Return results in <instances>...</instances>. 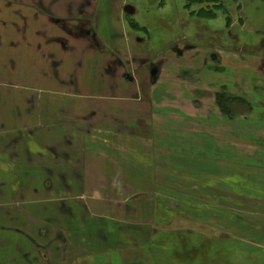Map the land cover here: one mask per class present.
Listing matches in <instances>:
<instances>
[{
	"label": "crops",
	"instance_id": "obj_1",
	"mask_svg": "<svg viewBox=\"0 0 264 264\" xmlns=\"http://www.w3.org/2000/svg\"><path fill=\"white\" fill-rule=\"evenodd\" d=\"M183 7L184 4L180 9L185 11ZM89 10L105 13L106 26L97 23L85 27L78 20L82 23L77 28L84 30L74 36L61 33L58 25L48 28L54 34L58 29L63 44L73 49L70 52L80 54L76 58L81 66L73 67L69 74H78L72 75V80L85 75L91 78L89 85L96 91L88 96L97 100L83 103L80 99L38 100L34 93L31 96V91L32 98L16 99L13 93L16 86L1 85L7 95H4L6 101L0 95V247L11 246L16 252V257L8 261L14 264L78 262L81 250L77 249L79 243L75 239L78 237L81 244L86 242L84 245L92 243L90 236L81 238L84 233L78 234L88 221L119 219L120 228H126L127 217L123 215L127 214L131 198L127 196L128 188L135 189L137 193L132 197L137 199L143 195V188L166 186L170 203L183 206L193 202L212 203L219 207L216 210L220 213L225 210L234 218L238 217L236 207L240 202L259 204L263 205L261 215L256 212L250 217L253 221L264 218V94L256 93L259 87L245 85L241 89L227 74L222 77H230L227 82L231 87L215 78L212 83L216 88L210 89L206 65L208 59L217 60L210 48L202 49L183 36L184 49H168L171 55H166V51L161 56L149 57V51L138 45L135 35L131 36L147 28L143 22L134 27L117 23L113 12L120 9L116 7L102 5L95 12ZM116 17H120L118 12ZM181 21L183 18L174 22L182 25ZM250 26L252 32L260 31L264 35V20L253 19ZM230 29L227 38L235 40L240 31L235 26ZM93 30L94 38L88 35ZM211 33L217 37L222 32ZM218 51L223 52L221 48ZM67 54L56 57L63 61L69 59ZM235 55L240 57L238 52ZM97 59L101 64L94 63ZM138 60H142L141 65ZM155 60H166L171 66L156 68ZM177 61L187 65L174 67ZM107 63L113 66L108 71ZM62 64L56 65L58 72ZM129 65L140 67L133 82L125 81L123 76L127 68H132ZM62 72L66 71L62 69ZM184 73V81H179L177 77ZM249 79L256 80L252 76ZM220 85H226L249 107L245 119H229L217 110L213 96ZM186 86L191 89H185ZM27 90L21 88L19 96L25 98ZM37 90L56 92L47 87ZM111 91L115 93L98 94ZM162 92L167 93L166 99ZM124 95L130 99H124ZM250 95L252 99H248ZM101 105L106 108L105 115L100 116L102 121L87 126L95 120L94 110ZM83 107L89 108L84 115ZM139 112L145 116L138 117ZM117 115L124 121L115 122ZM161 123L167 127L164 133L156 131ZM121 124L120 131L111 128ZM143 125L147 130L143 131ZM126 128L135 132L128 133ZM241 166L250 174L245 182L238 174ZM122 188L126 190H118ZM180 212L176 208L172 215ZM257 223L246 225L248 229L259 227L254 233L262 234L264 224L261 222L262 227ZM213 227L226 231L222 223ZM172 232L181 236L183 227H173ZM101 240L97 241L99 248ZM80 248L87 254L88 248Z\"/></svg>",
	"mask_w": 264,
	"mask_h": 264
},
{
	"label": "rangeland",
	"instance_id": "obj_2",
	"mask_svg": "<svg viewBox=\"0 0 264 264\" xmlns=\"http://www.w3.org/2000/svg\"><path fill=\"white\" fill-rule=\"evenodd\" d=\"M48 1L50 0H0V95L6 101L4 95L6 96L7 94L1 85H11L17 87L15 88V92H13L16 95V99L28 100L35 94V99L38 100H57L58 98L59 100L73 99L75 101L80 99L82 103L92 102L96 99L91 97L95 94L96 90L89 85L91 78L85 77V75L83 78L72 80L71 76L78 74H69V71H72L73 67L77 68L81 66L80 61L76 58L80 54L68 52L67 56H69V59H64L63 61L58 59L56 55L61 54V50H59V44L56 41H62L61 36L58 29H55L56 34H54L48 28L55 27L56 25L59 26V23L62 21L63 27L67 29L65 35L70 34V36H74L78 32L82 33L84 29L79 30L80 28H77L78 24L83 22L82 26L86 27L88 25L84 22V15L88 17L90 10L87 6L83 5L84 0H59L58 3L53 4V8L47 7ZM90 1L92 3L95 2V0H86L88 5ZM219 1L223 3L225 11L222 8L215 9L213 7L215 4L211 2L208 4L203 2L201 5L194 4L190 8L191 10L208 8L209 11L214 13V16H208V18L205 16L203 19H199L198 17L189 15L190 13L188 12V14L186 10L180 9L184 4V0H97L99 5L106 4L109 7L112 6L114 8L115 6L120 9V11L113 12L117 23L134 27L137 25L136 23L143 22L147 26L143 32L137 31L131 36L135 35L138 39V45L149 51V57H151V54L161 56L160 54H164L166 51V55H171L172 52L170 53L168 49L173 50L176 48V51H178L177 49H184L182 48L184 45L183 36H186L188 42H195L202 49L208 47L216 55L217 60L208 59L206 65L208 68L206 72H208L209 76L207 85L210 89L211 87L213 89L216 88V85L212 83L215 78L222 79L221 81L228 85L229 82L227 81L230 77H222L228 74V76H232L231 78L236 80V86H239L241 89L245 85L259 87L256 93L263 95L264 66L261 64L263 60L260 57H252L250 55L251 52H259L260 48L257 46V43L260 35L252 32L253 28L250 25L253 19L264 20V1ZM117 12L120 17H116ZM237 12L239 13L238 17ZM47 15L56 19L54 24L53 20ZM77 16L79 17L74 19ZM182 18V25L179 22H174ZM226 19L229 22L228 24ZM78 20L82 22H78ZM105 20H107L105 13L97 12L94 25L102 23L101 25L106 26L103 24ZM58 26L56 27L58 28ZM233 26H235V30L240 31V33H237L238 36H235V40L227 38L229 37L227 32ZM214 31H221L222 33L216 37L211 33ZM99 34L103 35V33ZM194 34H198V36L195 37ZM43 35H54V41L51 39L45 42L42 38ZM221 41L225 43L222 46ZM56 48L58 49L55 50ZM220 48L223 52L219 53L218 50ZM69 51H73V49L71 48ZM180 51L183 52V50ZM236 52H238V56L240 57H235ZM262 55L264 54L261 53ZM72 56H74L73 59L71 58ZM59 61L64 63L62 64L64 65L62 69L66 71L65 73L62 72V69L60 72L57 71L55 64ZM141 61L138 60L136 62H138V65H141ZM101 62L99 59H97V62L94 61V63L99 64ZM153 62L157 63L155 64L156 68L160 67L162 69L167 67L168 69L171 66V63L167 64L166 60H155ZM91 63L89 64L91 65ZM178 65L185 66L187 64L177 61V65H174V67H178ZM129 66L132 68H127L128 74H124V76L132 80L137 77L135 74L140 67L136 68V65ZM110 67L113 66L107 63V71L111 69ZM174 67L172 69H175ZM77 72L75 71V73ZM58 73L60 75L57 77ZM249 73L250 77L252 76L256 80L249 79ZM184 75L185 73L181 74L177 79L184 81L182 79ZM99 76L101 77V75ZM144 78L147 79L145 76ZM23 87L28 89L24 91L26 93L24 95L25 98L19 96V92ZM39 87H47L56 92H39L37 90ZM228 87L231 86L228 85ZM228 87L224 85L219 89L224 88V92L226 91L229 96H236V94L230 92ZM185 89L191 88L186 86ZM9 91L11 92V90ZM209 91L208 93H212L213 90ZM29 92L31 96H29ZM113 93L115 92H102L98 94L106 96ZM256 93L255 95H257ZM128 94L131 95L132 93ZM75 95L76 97H74ZM124 96L126 98H121L130 99L127 95ZM161 96H164L163 99H166L167 93L162 92ZM248 99H252V96L248 97ZM94 106H97V104H94ZM107 107V112L109 113L108 104ZM88 109L87 107H83V115L87 113ZM95 109L94 114L97 117L87 126H92V124L98 125L103 119L100 116L106 113V108H102V105ZM135 109L137 110L138 108ZM167 109H171V107L165 110ZM136 110L133 112L135 113ZM233 110L230 116H234L235 118L229 119H245L247 117L248 113H246L245 107ZM163 113L167 114L169 112ZM139 114L138 117L142 118L145 116L143 112H139ZM120 117L122 116L117 115L114 121L121 122L123 119ZM122 125H113L111 128L120 131L123 128ZM132 125L135 126V124ZM165 126L161 123V126L159 125L156 131L161 133L166 132L167 127ZM147 128V126H144L143 131L147 130ZM126 131L129 133L134 130L126 128ZM248 173V170L242 169L241 166L240 173L238 174L242 182L249 179L250 174ZM127 191L128 198H131L129 199V203H127V214L123 215L127 217L126 228H120L118 224L119 219L112 222L88 221L86 227L83 226L84 229L81 228L78 234L84 233L81 238L90 236L92 243L84 245L86 244L84 242L81 244L77 237L75 239L79 243L77 244L79 245L77 249L81 250L78 257L79 260L78 262L70 261L67 264H264V227L262 225L264 224V218L253 221L252 217H250L256 214V212L261 215L260 210H262L263 205L248 204L245 201L240 202L238 207L235 206L236 209H239L238 217L234 218L229 216L225 210L220 213L221 211L216 210L219 207L212 203L200 204L193 202L192 205H184L185 208L182 204L170 203L169 196L171 195L166 186H161L159 189L154 187L143 188L141 191H143V195L145 194L144 197L141 198L143 195H139L137 199L136 197H132L137 193L135 189L128 188ZM176 208L179 212L181 210V212L180 215L174 216L172 214H174L173 210ZM221 214H224L223 217ZM182 217L186 219H182ZM253 222L254 224L259 222L256 225L263 227L262 234L254 233V229H259V227L247 228L248 225L246 224L251 225ZM217 223H222V227L226 231L212 229ZM173 227H183L181 236L172 232ZM101 238L103 242L101 243V248H99L100 244L97 243L102 241ZM82 246L88 248L87 254L80 248ZM0 248V259H3L2 261L0 260L1 264H14L8 261V258L16 257V252L12 251L11 246Z\"/></svg>",
	"mask_w": 264,
	"mask_h": 264
},
{
	"label": "trees",
	"instance_id": "obj_3",
	"mask_svg": "<svg viewBox=\"0 0 264 264\" xmlns=\"http://www.w3.org/2000/svg\"><path fill=\"white\" fill-rule=\"evenodd\" d=\"M214 3L215 6H213L215 9H224L223 7V3H221V1L219 0H184V9H186L190 15H193L195 17H198L199 19H203L205 16H214L212 13V11H209L208 8H199L198 10H191L190 8L194 5V4H198L201 5L202 3ZM112 7V6H111ZM115 8V6H114ZM212 13V14H211ZM228 19V17H227ZM226 19V21H227ZM229 22L227 21V24ZM223 89V90H222ZM213 98L215 99V103L217 106V110H219L221 112V114H223L224 116H227L228 118H235L234 116L231 117L230 115H232V111H234L233 109H236L237 106L238 108H242V107H246L244 106L243 101H241V98L235 97V96H229L227 94V92H224V88H221L214 96ZM239 103V104H238ZM249 107H246V113H248L250 110L248 109Z\"/></svg>",
	"mask_w": 264,
	"mask_h": 264
},
{
	"label": "flooded vegetation",
	"instance_id": "obj_4",
	"mask_svg": "<svg viewBox=\"0 0 264 264\" xmlns=\"http://www.w3.org/2000/svg\"><path fill=\"white\" fill-rule=\"evenodd\" d=\"M264 1V0H263ZM42 2V1H41ZM49 3H47L48 4V8L49 7H54L53 6V4L54 3H58L59 2V0H50V1H48ZM43 3V2H42ZM50 4V5H49ZM98 4V5H97ZM83 5L84 6H87V8L88 9H91V11L94 9V12L96 11V8L98 9L100 6H102V5H105V6H107L106 4H102V5H99V3L97 2V0H95V2H91L90 1V4L88 5V3L86 2V0H84V2H83ZM109 7V6H108ZM235 7V6H234ZM51 8V9H52ZM264 11V10H263ZM238 12H239V10H238ZM237 12V13H238ZM90 14L88 15V17H86V15H84L85 17H84V22L86 23V24H90L89 26H93L94 25V19H95V17H96V12L95 13H91V12H89ZM43 14V13H42ZM238 15H239V13L237 14V17H238ZM48 16V15H47ZM51 20H53V24L55 23V21H56V19L55 18H52L51 16H48ZM79 16H77L76 18H74V19H77ZM236 17V18H237ZM62 22V21H61ZM59 23V30H60V32H62V33H66V31H67V29L65 28V27H63V24L62 23ZM94 28V27H93ZM92 31V30H91ZM47 32V31H46ZM255 32V34H258V35H260L259 36V40H258V47L260 48V50H259V52H257V53H252L251 52V54L253 55V57L255 56V57H260V58H262V60H263V62H261V64L264 66V55H262L261 56V53H263L264 54V35L260 32V31H254ZM89 36H91L92 38H94V37H96V35H95V32H94V30H93V32H89V34H88ZM44 40H45V42H48V40H53L54 39V37L52 36V35H43V37H42ZM54 41V40H53ZM63 41L64 40H62V41H60V40H57L56 41V43H58L59 44V50H61L60 51V53H64V54H67L68 52H70L69 50L71 49V47H69L68 45H65V44H63ZM63 44V45H62ZM96 46V45H95ZM67 48V49H66ZM255 51V50H254ZM259 58V59H260ZM117 61V60H116ZM60 62V61H59ZM59 62H56V64L55 65H57ZM125 75L126 74H128L127 73V71L124 73ZM124 74H123V76H124ZM124 78L126 79L125 81H128V80H131L130 78H126L125 76H124ZM132 82H133V79L131 80Z\"/></svg>",
	"mask_w": 264,
	"mask_h": 264
}]
</instances>
